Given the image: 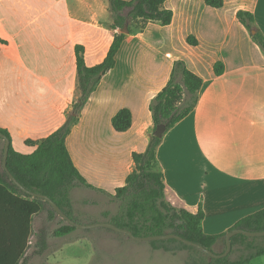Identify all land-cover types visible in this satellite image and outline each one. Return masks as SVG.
<instances>
[{"label": "crops", "instance_id": "obj_1", "mask_svg": "<svg viewBox=\"0 0 264 264\" xmlns=\"http://www.w3.org/2000/svg\"><path fill=\"white\" fill-rule=\"evenodd\" d=\"M164 7L174 12L171 24L150 21L141 34L126 33L66 144L87 181L115 194L135 169L133 153L153 134L152 99L184 60L203 84L195 108L163 136L157 158L166 200L192 212L202 204L204 232L221 234L264 208V50L237 16L252 12L264 33V0H225L220 8L167 0ZM112 23L109 0H0V127L29 153L36 145L26 141L58 129L81 95L76 46H84L87 65L101 63L119 32ZM217 61L225 66L220 75ZM36 87L45 100L29 97ZM123 107L133 124L119 132L112 118Z\"/></svg>", "mask_w": 264, "mask_h": 264}, {"label": "trees", "instance_id": "obj_2", "mask_svg": "<svg viewBox=\"0 0 264 264\" xmlns=\"http://www.w3.org/2000/svg\"><path fill=\"white\" fill-rule=\"evenodd\" d=\"M109 1L114 29L127 26L128 32H131L130 22L134 20H144V23L158 21L162 25H169L173 20V10L164 7L167 0ZM205 2L215 8L223 7L225 4V0H205ZM237 16L264 50V33L257 27L253 13L239 10ZM125 37V32H116L105 59L93 66L87 65L85 61L84 46H76L81 95L74 102L66 121L58 129L37 142L26 141L36 145L32 153L16 150L10 132L0 127V130L11 140L7 159L9 171L27 189L46 194L72 219L81 223L91 222L83 221L74 214L72 192L75 188L87 187L110 195L118 203V211L114 214L105 211L103 213L105 219L102 221H110L119 227L129 229L136 236L175 233L202 244L216 253H221L226 249V235L229 231L237 228L249 231L264 230V208L243 217L227 232L207 234L202 227L205 216L202 204L197 212H192L185 208H177L166 200L165 177L157 158V149L165 133L195 108L203 84L202 77L192 71L182 59L175 61L169 81L150 104L154 130L159 124H165L166 130L161 137L152 134L143 152L133 153L135 169L127 176L126 184L116 188L115 194H109L89 183L81 174L73 161L66 140L102 77L115 67L116 56ZM188 41L191 44L197 42L193 36H189ZM214 69L215 73L220 75L224 72L225 66L223 62L217 61ZM112 123L116 131H127L133 124L132 110L128 107L121 108L113 116ZM0 140L2 141L0 148V264H21L30 246L35 217L42 214L46 206L49 209V217L57 212L47 200L29 195L12 180L3 166L5 140L1 137ZM78 229L80 228L66 223L56 228L54 234L64 237ZM118 233L128 236L125 233ZM38 243H41V251L49 245V242L43 238ZM149 243L155 250L161 249L173 253L187 250L189 256L185 264H250L255 258L264 256V236L234 235L231 253L221 258H214L205 251L176 238L153 240ZM219 246L221 249L217 250ZM235 251H238L239 255L233 258L231 255Z\"/></svg>", "mask_w": 264, "mask_h": 264}, {"label": "rangeland", "instance_id": "obj_3", "mask_svg": "<svg viewBox=\"0 0 264 264\" xmlns=\"http://www.w3.org/2000/svg\"><path fill=\"white\" fill-rule=\"evenodd\" d=\"M130 26L132 31L141 34L145 23L144 20H134L130 22ZM154 28L155 25H149L148 30ZM118 31L122 32L121 28ZM37 89L38 87L29 92V97L45 100ZM43 111L49 112L50 109ZM11 136L18 151L29 153V145L23 139L13 134ZM72 201L74 214L87 222L102 221L105 219V211H110L111 214L118 211V203L110 195L87 187L75 188ZM48 210L46 206L43 213L35 217L30 246L21 264H185L189 256L187 250L177 253L155 250L149 241H134L104 227L85 231L78 229L67 236L58 237L54 234L55 229L67 221L57 213L49 217ZM41 238L49 242L48 247L42 251L41 243H38ZM220 249L221 246L217 247V250ZM238 255L239 252L235 251L231 256L235 258ZM263 259L264 256H259L252 264H264Z\"/></svg>", "mask_w": 264, "mask_h": 264}, {"label": "water", "instance_id": "obj_4", "mask_svg": "<svg viewBox=\"0 0 264 264\" xmlns=\"http://www.w3.org/2000/svg\"><path fill=\"white\" fill-rule=\"evenodd\" d=\"M122 32H128V27L125 26L124 28L121 29ZM166 130L165 124H159L157 128L153 131V135L161 137ZM0 137L5 140V150H4V158H3V166L4 168L8 171L10 177L12 180L26 193L33 197L37 198H42L47 200L56 210L57 214L61 216L63 219L67 221V223L74 225L80 229H92V228H98V227H104V228H109L112 229L116 232L120 233H125L127 234L130 238L137 240V241H153V240H163V239H169V238H176L186 244L195 246L203 251H205L207 254L214 258H221V257H226L231 253L232 250V237L236 234H244L249 237H260L264 236V230L261 231H249L241 228H237L234 230H231L227 233L226 235V249L225 251L221 253H216L211 249H208L204 247L202 244H199L197 242L191 241L189 239H186L182 237L181 235L175 234V233H166V234H158V235H150V236H136L131 230L122 228L117 226L116 224L110 222V221H97V222H91V223H81L77 222L74 219H72L67 213L63 211V209L54 201L52 200L49 196L46 194H42L39 192H34L32 190L27 189L23 184H21L15 177L14 175L9 171L8 166H7V159L9 155V149H10V144L11 140L9 137L0 130Z\"/></svg>", "mask_w": 264, "mask_h": 264}]
</instances>
